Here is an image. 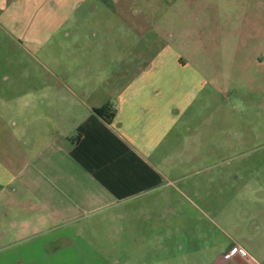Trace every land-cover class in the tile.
<instances>
[{"label":"rangeland","instance_id":"obj_1","mask_svg":"<svg viewBox=\"0 0 264 264\" xmlns=\"http://www.w3.org/2000/svg\"><path fill=\"white\" fill-rule=\"evenodd\" d=\"M94 5L90 20L80 27L89 34L98 31L97 38L82 37L64 47L57 40L43 55L33 54L25 42L18 47L0 18V141L6 144L5 160L14 153L11 137L1 136L4 126L34 132L37 127L29 123L33 114L61 112L62 90L54 84H67L88 71L98 78L100 63L109 79L124 76L128 71L115 63L122 54L130 68L139 61L137 51L150 64L157 53L169 54L177 44L193 55L194 66L208 70L200 75L209 83L194 81V94L183 87V102L192 94L195 102L183 113L173 145L168 138L158 153L167 184L160 194L90 215L78 225L80 239L108 264H211L241 245L264 258V105H252L241 96V57L264 49V43L252 38L257 31L264 33V0H100L98 10ZM103 5L117 21L106 20ZM175 17L182 21L176 34L159 36L168 28L160 22L168 24ZM115 35L123 37L115 44L105 41ZM131 35L144 38L139 42ZM87 61L89 70L76 68ZM126 79L132 77L127 74ZM28 140H21L23 147ZM1 171L0 206L26 207L3 186ZM258 226L262 228L256 232ZM45 239L29 238L44 246L34 251L39 261L65 256L45 247Z\"/></svg>","mask_w":264,"mask_h":264},{"label":"crops","instance_id":"obj_2","mask_svg":"<svg viewBox=\"0 0 264 264\" xmlns=\"http://www.w3.org/2000/svg\"><path fill=\"white\" fill-rule=\"evenodd\" d=\"M98 3L100 0H0V18L11 28L18 47L24 48L25 42L33 54L43 55L57 40L64 47L70 41L97 38L98 31L89 34L80 23L90 20L91 4L101 8ZM103 6L106 20L117 21L110 7ZM241 20L245 23L246 17ZM180 21L175 17L166 24L163 19L160 23L168 28H162L158 35L176 34ZM121 36L105 41L115 44ZM246 36L241 33V40ZM253 36L256 42L264 43L263 32ZM131 37L139 42L144 38ZM176 46L162 57L157 53L150 64L142 60L143 51H137L139 61L130 68L122 54L115 63L128 71L131 80L126 79V73L109 79L100 63L98 78L88 71L67 84H54L62 90L61 112L53 116L33 114L29 123L37 127L34 132L4 126L1 136L11 137L14 154L5 160L6 144L0 141L2 184L24 200L27 208L0 206V264H108L92 249L86 250L79 223L90 215L113 212L125 203L162 192L167 176L158 153L168 138L173 145L180 134L183 113L195 102L194 81L209 83L206 75H200L208 70L198 69L193 55ZM128 50L132 53V46ZM247 55L241 57V96L252 105H264V49H252ZM88 65L87 61L76 68L87 69ZM183 87L193 93L185 102L181 98ZM104 105L116 109L110 123L95 112ZM26 136L29 140L23 147L21 140ZM40 138L43 141L39 142ZM35 236H46L45 247H55L67 257L39 261L34 251L44 246L29 240ZM240 247L248 251L250 259L237 255L225 260L223 254L211 264H264V258Z\"/></svg>","mask_w":264,"mask_h":264},{"label":"trees","instance_id":"obj_3","mask_svg":"<svg viewBox=\"0 0 264 264\" xmlns=\"http://www.w3.org/2000/svg\"><path fill=\"white\" fill-rule=\"evenodd\" d=\"M95 112L106 122L110 123L116 116V109L110 105H104L100 108L95 109Z\"/></svg>","mask_w":264,"mask_h":264},{"label":"built area","instance_id":"obj_4","mask_svg":"<svg viewBox=\"0 0 264 264\" xmlns=\"http://www.w3.org/2000/svg\"><path fill=\"white\" fill-rule=\"evenodd\" d=\"M237 255L245 259H250V255L248 251L245 248L240 247V246H236L233 249H231L228 253H226L224 256V259L229 260Z\"/></svg>","mask_w":264,"mask_h":264}]
</instances>
